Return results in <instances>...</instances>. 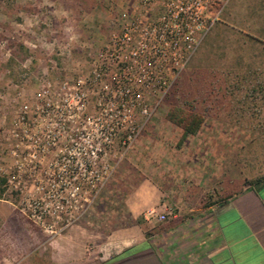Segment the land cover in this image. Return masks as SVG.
Listing matches in <instances>:
<instances>
[{"label":"rangeland","instance_id":"rangeland-1","mask_svg":"<svg viewBox=\"0 0 264 264\" xmlns=\"http://www.w3.org/2000/svg\"><path fill=\"white\" fill-rule=\"evenodd\" d=\"M134 2L0 0V178L6 183L12 175L4 170L14 161L5 138L20 104L34 102L44 81L72 80L75 68L87 72L91 55L103 47L111 31L129 19ZM210 16L219 18L140 138L150 134L159 142L165 136L180 135L182 131L166 114L172 105L182 102L203 108L209 105L206 120L233 124V132L238 129L240 134L255 137L258 132L264 134L261 95L247 101L245 112L233 110L239 105L236 98L249 94L264 80V0L217 2L211 6ZM14 41H22L31 57L23 66L11 68L8 61ZM155 121L158 127L153 129ZM216 129L233 133L229 126H209L207 132L220 135ZM137 142L124 157L122 144H114L109 160L112 172L99 189H86L82 183L79 190L64 192L51 186L49 178H57L55 175L45 174L21 175L12 183L18 190L8 189L5 183L6 193L0 197V264H102L101 253L93 247L94 236L122 225L118 216L124 196L139 175L126 163ZM160 144L166 150L170 146L165 140ZM66 194L74 199L68 204L63 203ZM44 210L51 213L46 222L36 217Z\"/></svg>","mask_w":264,"mask_h":264},{"label":"built area","instance_id":"built-area-1","mask_svg":"<svg viewBox=\"0 0 264 264\" xmlns=\"http://www.w3.org/2000/svg\"><path fill=\"white\" fill-rule=\"evenodd\" d=\"M222 1L135 0L87 72L75 68L72 80L44 81L34 102L20 104L5 138L14 161L4 170L12 175L7 188L18 190L12 183L21 175L39 174L55 175L51 186L64 192L82 183L101 188L114 144H122L124 157L138 141L218 20L211 6ZM48 215L36 217L46 222Z\"/></svg>","mask_w":264,"mask_h":264},{"label":"crops","instance_id":"crops-1","mask_svg":"<svg viewBox=\"0 0 264 264\" xmlns=\"http://www.w3.org/2000/svg\"><path fill=\"white\" fill-rule=\"evenodd\" d=\"M205 129L138 140L126 159L139 175L124 196L122 225L94 236L102 264H264V165L246 150L255 135ZM163 140L167 150L157 145Z\"/></svg>","mask_w":264,"mask_h":264},{"label":"trees","instance_id":"trees-1","mask_svg":"<svg viewBox=\"0 0 264 264\" xmlns=\"http://www.w3.org/2000/svg\"><path fill=\"white\" fill-rule=\"evenodd\" d=\"M10 53L11 56L8 61V65L11 68L13 66H23L24 63L31 57L29 48L22 41L12 42V44L10 45ZM236 88L239 89V85H236ZM231 94L234 95V92H231ZM257 95H261L264 99V80L258 82L257 87H255L254 85L250 89L249 94H245L241 97V99L236 98L235 101H237L239 105L236 106L237 109L233 108V110L245 112V110L247 109L245 108V106H248L246 105L247 101L250 99L254 100L258 98ZM209 107V105L205 106V108L199 107L192 104V102L178 103L172 105L171 108L167 111L166 119L182 131L183 139L188 136H196L200 133L203 125L205 124ZM246 150H248L249 152H254L255 167H262L264 165V134L260 132L256 133L255 139L248 144ZM5 183L6 180L0 178V197H2V195L6 193L4 189Z\"/></svg>","mask_w":264,"mask_h":264}]
</instances>
